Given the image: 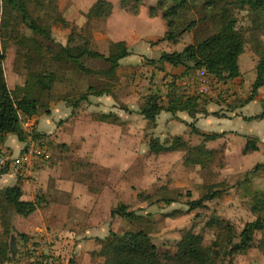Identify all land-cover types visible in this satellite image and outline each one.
Segmentation results:
<instances>
[{
	"label": "rangeland",
	"instance_id": "1",
	"mask_svg": "<svg viewBox=\"0 0 264 264\" xmlns=\"http://www.w3.org/2000/svg\"><path fill=\"white\" fill-rule=\"evenodd\" d=\"M26 1L32 18L41 27L51 31L53 42L32 34L16 18L11 20L9 31L11 30L12 34L6 47H2L0 42V55L5 57L3 68L11 90L27 91L33 81L32 74L37 75L41 90L50 87L49 92L40 91L34 94L40 102L38 114L34 117L44 115L45 109L58 102L69 105L76 103L87 93L89 87L97 91H114L112 98L126 113L120 126H98L88 131L93 130L92 135H95L89 137H122L126 140L127 151L122 155L113 153L106 157L107 152L94 150V153H98L95 154L94 160L90 159L89 152L88 155L86 152L94 144L87 139V134L75 143L70 142L68 134L72 125L92 120L91 113H97L98 110L90 106L88 101L80 103L79 110L71 121L70 117L61 120L66 123V129L62 130L60 137L62 141H68V144H61L60 139L54 137L56 130L51 134L38 133L35 122L33 133L39 135L38 142L48 149V166L53 168L61 165V178L77 184L78 192L70 195V203L61 209L63 230L74 231L75 224L77 227L84 225L101 228L105 233L107 230L118 234L144 230L157 246L161 261L164 264H174L177 245L187 231L202 236L203 245L210 246L215 237L214 230L206 228V223L211 217L228 221L239 233L246 223L263 215L257 200L264 198V172L250 174V171L256 165L264 163V120L245 121L235 116L236 111L248 98L251 86L246 85L247 89L241 87V91L237 93L229 88L219 89L210 78L215 96L203 97L207 101L204 108L208 114L218 113L225 118L199 115L195 126L199 134L225 132V135L219 140L205 143V147L214 152L205 165L186 166L183 162L185 151L152 154L148 151L151 138L167 143L179 136L190 148L202 143V137L193 131L192 126L178 119L161 113L157 124L149 126L139 114L148 94H161L162 100H165V92L159 88L165 87L162 85V76L150 70L143 61L139 64L124 61L118 69L119 76L109 78L103 74L108 64L100 59L84 57L75 63L64 57L62 48L68 49L73 55H76L78 49L99 52L104 49L103 41L100 40L101 20H87L82 31H77L73 22L66 21L77 19L78 16L73 14L74 7L90 0ZM228 2L232 3L228 6L229 10L236 18L237 29L245 40L241 67L251 73L255 72L260 54L264 52V15L251 12L247 6L241 5L239 0ZM225 5L227 2L224 1L217 4L216 8ZM202 14L201 4H195L192 9L182 8L179 10V28L192 20L198 21ZM213 27L211 22L199 23L186 38H192V42L201 40L214 32ZM148 56L154 58V53L150 52ZM79 66L90 72L80 69ZM118 86H121L119 93L116 92ZM260 93L258 102L251 103L244 110V115L252 116L263 110L264 87ZM116 94L124 95L126 104L119 102ZM246 137L255 140L259 148L257 152L243 153ZM97 146L103 149L107 145L99 143ZM93 148L96 149V146ZM210 189L221 191V195L205 203L203 208L191 211L189 203L199 200ZM164 199H171L173 202L166 205ZM121 203L140 219L128 221L118 217L111 218V209ZM13 233L15 239L22 243L16 236L20 233L14 229ZM222 242L225 243L224 240ZM223 243L219 247L221 254L216 264H229V261L232 264H264V232L255 235L252 248L236 254L231 260L224 256L228 246ZM92 247V243H86L85 247L79 249V257L72 255V259L67 253L63 260L67 263L72 260V264H93L89 255ZM82 251H88L87 255ZM48 253L52 259H58L54 252Z\"/></svg>",
	"mask_w": 264,
	"mask_h": 264
},
{
	"label": "trees",
	"instance_id": "2",
	"mask_svg": "<svg viewBox=\"0 0 264 264\" xmlns=\"http://www.w3.org/2000/svg\"><path fill=\"white\" fill-rule=\"evenodd\" d=\"M224 1L227 2V5L216 8L217 4H221ZM143 3L144 0H121L120 8L130 6L133 14L137 15ZM239 3L247 6L255 14L264 15V0H239ZM195 4H201L202 17L198 21L192 20L184 27L179 28V10L182 8L192 9ZM231 4L228 0H158L156 6L149 8V16L153 18L161 14L166 21L167 31L162 39L163 42L176 45L184 35L191 34L198 24L203 22H211L215 30L205 38L187 44L181 52L162 53L158 60H148L147 64L159 72H164L163 65L165 64L174 68L182 67L185 69L184 75H188L197 69H205L211 78L223 84L240 77L238 61L244 53L245 40L242 33L237 29L236 18L229 10L228 6H231ZM112 10V4L108 0H96L86 14V18L89 20L106 19L112 14ZM16 18L32 34L43 37L46 41L53 42L51 31L41 27L30 15L26 0H0V42L2 47L5 48L7 45V40L12 34V31H9L11 20ZM68 41L67 38L66 42ZM62 49L64 57L71 59L75 63L84 57L104 61L108 64V68L103 74L109 78L116 77L119 62L130 55L126 43L123 41L111 43L107 56L88 49H78L76 50V55H73L68 49ZM47 50L50 51L49 48ZM4 59V55L1 54L0 145L5 142L8 135L16 136L20 142L25 144L28 135L22 129L20 118H33L38 114L40 102L34 94L40 91L49 92L50 87L41 90L37 83V75L32 74L33 81L27 91L11 90L3 68ZM79 68L90 72L81 66ZM255 71L256 77L251 85L249 96L240 108L252 102L258 91L264 87V52L260 54V60L256 65ZM179 91L180 89L176 85V78L172 77V81L168 84V93L165 100L163 101L157 93L148 94L139 114L149 126H154L161 113L175 116L178 112H186L192 119V123L188 125L192 126L193 131L197 134H199V130L195 125L199 115L225 118L218 113L208 114L204 108V103L207 101L203 97H184L179 94ZM107 92L97 91L93 87H89L87 93L70 106L75 110L80 106L81 102H87L89 96L100 97ZM235 116L241 117L237 113ZM92 118L99 123L115 126L122 125V121L114 113L94 114ZM242 118L245 121L264 120V108L258 115ZM199 135L202 137V143L197 147L191 148L179 136L174 137L171 142L167 143H162L157 138H151L148 143V151L152 154L185 151L183 162L186 166H203L214 154L213 151L205 147V143L221 139L225 132L201 133ZM38 136L37 133H32V137L36 142L39 140ZM38 143L40 144V142ZM258 150L255 140L246 137L243 153L257 152ZM47 162L43 167L48 166ZM5 170L1 169L0 171ZM258 172H264V163L256 165L250 171V174ZM220 195L221 191L210 189L199 200L191 201L189 208L191 211L201 209L205 206V203L215 200ZM163 201L166 205L173 202L171 199H164ZM257 203L261 206L263 215L252 222L246 223L239 233L228 221L220 220L218 217H211L206 223V228L214 230L213 236L215 237L209 247H206L205 244L203 245L202 236L187 231L177 245V252L173 258L174 264H216L221 254L219 247L223 240L225 242L223 245L228 246L227 254L224 256L230 258V260L236 254L244 253L252 248L255 235L264 232V198L258 199ZM38 207V201L27 202L22 200V190L19 185L0 188V264L12 261L9 251L10 236L14 234L10 224L11 217L13 215L28 217ZM109 214L111 218L118 217L128 221L140 219L138 215L129 211L128 207L122 203L111 209ZM16 236L23 242L28 241V237L24 234H16ZM99 244L100 249L97 257L100 258L101 264H164L160 259L157 246L144 230L125 231L121 234L109 230L106 237L99 240ZM37 258L43 261V264H59L57 259H52L48 254L37 256ZM229 262V264H232L231 261Z\"/></svg>",
	"mask_w": 264,
	"mask_h": 264
},
{
	"label": "crops",
	"instance_id": "3",
	"mask_svg": "<svg viewBox=\"0 0 264 264\" xmlns=\"http://www.w3.org/2000/svg\"><path fill=\"white\" fill-rule=\"evenodd\" d=\"M95 1L96 0L86 1L88 3L82 2L74 7L73 10L75 13L73 14H76L78 18L71 20L66 19V21L73 22L76 30L82 31L81 29L87 23V20H89L86 18V14ZM108 1L112 4L113 10L112 14L108 18L101 19L102 37L100 40L103 41L102 44L104 46V51L102 50L99 52L97 50V52L107 56L110 44L121 41L126 43L130 52L128 57L119 62V66L116 70V76H119L118 69L124 61H130L134 64H139L143 61L144 64L150 68V70H153L162 76V85L164 84L165 87L161 86L159 88L165 92L163 99H165L166 94L168 93V84L172 81V77L176 78V85L180 89L179 94L187 97L182 91V79L186 76L184 75V68H174L165 64L163 65L164 72H159L149 66L147 61L158 60L162 53L181 52L187 44L192 42V38L187 39V35H184L180 42L176 45L163 42L162 39L167 31L166 21L162 18L161 14L153 18L149 16V8L156 6L158 0H144V3L140 7L137 15L133 14L130 6L120 8L121 0ZM150 52L154 53V58L148 56ZM240 63L241 56L238 61L240 77L226 84L221 83L222 88H229L231 91L233 90L239 93L241 91V87L245 89L246 85L250 87L253 84L256 77V71L251 73L247 71L246 68H242ZM120 88L121 86H118L116 92L119 93ZM260 90L252 102L236 111V113L241 116H237L238 118L251 117L244 115V110L251 103L258 102L261 95ZM113 92L114 91H108L100 97L89 96L90 98H88V102L90 106H94L95 109L98 110L96 111V114L114 113L123 122L126 113L120 108L115 99L112 98ZM116 95L119 102L126 104V101H124V95ZM159 96H161V94ZM78 110L79 108L74 110L70 105L64 102H58L57 104L50 106V108L44 110V115H40L39 118L34 117L37 124V132L40 134H51L53 130H56L54 137H58L61 144H68V141H62V138L60 137V134L63 133L62 130L66 129V123H58L68 117H70L69 120L71 121V118L75 116V113L78 112ZM94 113L95 112L91 113V115ZM164 114L169 115V118L178 119L185 124L192 123L191 117L186 112H178L175 116L168 113ZM158 118H161V115H159ZM199 118L200 117L197 119ZM91 119L92 120L85 122L81 121L77 125H72L70 131L68 132L70 135V142H78L84 138V134H87V139L94 143L90 146L89 150L86 151L87 155L89 152V158L92 160L95 159V154H98L97 152H107V157V155L113 153L116 155H122L123 152L127 151L126 140L122 139V137H89L95 136L92 135L93 130L92 132H89V129L97 128L98 126L117 127L115 125L95 122L92 116ZM67 125L71 126L69 123H67ZM99 143L106 144L107 146L101 149L97 146ZM115 144H117V146H114ZM94 146H96V149L93 148ZM23 148L24 143L20 142L16 136L8 135L5 142L0 145V153L8 152L13 156H17L21 153ZM94 150L97 152L94 153ZM60 166L61 165H56L53 166V168L46 166L41 168L35 179L31 181L23 179L9 168H6L5 171H0V188L19 185L22 190V200L27 202L38 201L39 205L38 209L28 217H21L19 215H13L11 217L10 224L12 230L14 229L16 232L26 235L28 237V241H22V243H19V240L16 239V247L19 252L15 258H11L12 261L5 264H43V261L39 260L37 256L45 254L50 255L48 252H54L58 255L57 260L59 264H72V260L68 261V263L64 262L63 259L65 255H68L67 253H69L70 258L72 257V259V255L79 257V249L85 247L86 243H92L93 246V250L89 253L93 260L92 263L101 264L100 258L97 257V253L100 249L99 240L106 237L108 232L105 233V230H101V228L96 229L94 227H85L84 225L77 227L75 224L74 231L68 229L63 230L61 226V209L70 203V195H75V193L78 192V189L77 184H74L71 180L61 178ZM31 249H34L36 252L30 253ZM59 252H61V258L59 256ZM82 253L87 255L88 251H82Z\"/></svg>",
	"mask_w": 264,
	"mask_h": 264
},
{
	"label": "built area",
	"instance_id": "4",
	"mask_svg": "<svg viewBox=\"0 0 264 264\" xmlns=\"http://www.w3.org/2000/svg\"><path fill=\"white\" fill-rule=\"evenodd\" d=\"M210 76L205 69H197L182 79V91L187 97H214L212 92ZM219 89L222 88L221 83L214 80ZM23 131L28 135L24 144V148L17 156H13L8 152L0 153V170L9 168L14 173L26 180H33L37 176L38 171L45 165L49 159V153L44 145H40L33 137V128L35 125L34 118H20ZM35 250L31 249L30 253Z\"/></svg>",
	"mask_w": 264,
	"mask_h": 264
},
{
	"label": "water",
	"instance_id": "5",
	"mask_svg": "<svg viewBox=\"0 0 264 264\" xmlns=\"http://www.w3.org/2000/svg\"><path fill=\"white\" fill-rule=\"evenodd\" d=\"M9 251H10V257L15 258L16 255L18 254V249L16 247V239L14 235L10 236V241H9Z\"/></svg>",
	"mask_w": 264,
	"mask_h": 264
}]
</instances>
